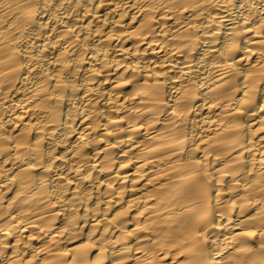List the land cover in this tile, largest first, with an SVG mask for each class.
I'll return each mask as SVG.
<instances>
[{
	"label": "bare ground",
	"instance_id": "obj_1",
	"mask_svg": "<svg viewBox=\"0 0 264 264\" xmlns=\"http://www.w3.org/2000/svg\"><path fill=\"white\" fill-rule=\"evenodd\" d=\"M0 264H264V0H0Z\"/></svg>",
	"mask_w": 264,
	"mask_h": 264
}]
</instances>
